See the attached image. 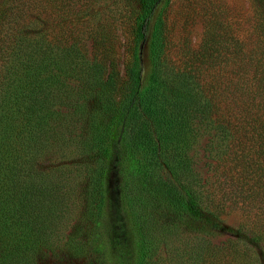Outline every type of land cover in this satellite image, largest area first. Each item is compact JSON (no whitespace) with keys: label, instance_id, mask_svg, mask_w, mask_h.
Instances as JSON below:
<instances>
[{"label":"trees","instance_id":"1","mask_svg":"<svg viewBox=\"0 0 264 264\" xmlns=\"http://www.w3.org/2000/svg\"><path fill=\"white\" fill-rule=\"evenodd\" d=\"M130 1L120 41L95 0H0V264L83 257L59 245L73 171L95 264H150L153 208L189 264H264V0L256 35L195 46L159 35L169 0Z\"/></svg>","mask_w":264,"mask_h":264},{"label":"rangeland","instance_id":"2","mask_svg":"<svg viewBox=\"0 0 264 264\" xmlns=\"http://www.w3.org/2000/svg\"><path fill=\"white\" fill-rule=\"evenodd\" d=\"M95 1V4L109 5L108 7L112 8L110 12L104 11L99 18L101 21L109 20L105 23L114 21L113 23L117 25L115 34L119 35L120 41H123L126 29L121 24L126 21V15L120 9L129 7L132 1ZM261 10L258 0H169L168 4L157 13L159 35H173L177 40L188 38L192 46L198 43L202 35H256V24ZM119 69L121 71L122 67L120 66ZM74 173L78 174V172H71L69 179L63 183V188L68 194L63 198V202L65 204L67 202L68 205L67 215H65L68 222L59 235V245H64L65 249L81 246L83 257L75 256L73 260L69 251L67 253L62 251L56 257L40 258L37 264H95L86 244L91 227L89 225L86 228L81 221L86 220L85 212L90 196L85 192L86 189L83 192L80 188L81 176H75ZM150 214L153 218L150 223V232L154 242L150 264H189L187 254L182 251L186 249L185 244H190L193 240L191 228L182 227L175 233L167 226L168 221L164 220L166 216L161 217L160 209L153 208ZM111 217L112 213L108 215L103 212L102 224L107 226ZM61 218L64 219L63 216ZM77 220H79L77 223L79 228L76 230L74 224ZM239 221V212L235 210H229L223 216L224 225L229 228H236ZM222 233V236H217L216 240L225 239L226 233Z\"/></svg>","mask_w":264,"mask_h":264}]
</instances>
